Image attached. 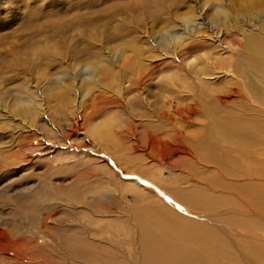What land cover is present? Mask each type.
Returning <instances> with one entry per match:
<instances>
[{
  "label": "bare ground",
  "instance_id": "obj_1",
  "mask_svg": "<svg viewBox=\"0 0 264 264\" xmlns=\"http://www.w3.org/2000/svg\"><path fill=\"white\" fill-rule=\"evenodd\" d=\"M234 2L202 1L175 11L155 31L160 36L149 37L144 47L97 52L94 62L60 73L66 84L44 90L27 86L30 94L7 107L42 145L57 146L52 140L58 136L67 143L72 132L80 133L82 143L73 147L96 157L103 173L114 178L119 198L125 201L130 193L136 204L122 213L131 224L107 221L111 228L101 230L103 239L80 225L83 234L61 240L47 222L62 219L51 211L43 215L40 227L54 244L50 254L63 256L62 264H264V94L250 75L255 62L264 68V41L249 33L264 18V7L257 8L264 0H236L244 10ZM170 3L162 9L169 10ZM233 33L241 39L243 55L206 56L199 65L182 56L191 39L222 43ZM130 93L137 107L125 102ZM49 98L58 102L53 112L61 122L49 116L37 121L38 114L47 116ZM102 106L136 118L125 129L129 146L114 135L116 127L123 128L116 120L119 112L109 121L93 122ZM129 147L140 149L145 160L135 162ZM63 213L69 229L80 223ZM87 217L92 226L99 220ZM4 243L14 245L4 252L13 262L39 256L0 229V251ZM39 257L37 263L48 264Z\"/></svg>",
  "mask_w": 264,
  "mask_h": 264
},
{
  "label": "rangeland",
  "instance_id": "obj_2",
  "mask_svg": "<svg viewBox=\"0 0 264 264\" xmlns=\"http://www.w3.org/2000/svg\"><path fill=\"white\" fill-rule=\"evenodd\" d=\"M176 1L0 0V229L13 241L20 242L22 239L32 248L31 253L41 256L13 262L4 258V252L13 250L14 245L4 243L0 264H39L37 257H43L48 264L65 261L60 254H57L58 259L50 254L54 244L40 227L42 216H48L49 211L55 218L62 219L61 223L59 220L47 222L54 227L50 230L61 240L66 239L68 234H83L80 225L95 229L103 239L106 235L101 230L111 228L109 220L119 226L131 224L126 222V215L122 213L134 210L136 204L130 199L132 195L127 193L125 201H122L112 183L114 178L103 173L96 157L74 148V145L82 143L80 133L72 132L67 143L58 136L52 140L57 146L49 143L42 145L38 143L35 131L21 125L19 116H9L7 107L30 94L27 86L34 84L44 90L50 85V88L56 89L65 83L60 73L70 71L72 65L94 62L97 52H107L117 46H143L142 43L149 37L154 40L160 36L155 31L164 26L165 18L172 20L175 11L186 12L190 6L196 7L202 1L213 0ZM235 2L233 7L242 10L241 5ZM167 3L171 4L169 10L162 9ZM261 7L264 6L257 8ZM168 11L172 12L167 14ZM176 28L174 31L179 29ZM249 33L258 35L264 41V18L256 21ZM191 40L192 44L185 45L181 53L195 65H199L206 56L217 60L227 56L234 59L237 53H245L240 37L234 33L227 35L222 43L212 39L202 43ZM257 64L259 62L251 66L250 75L264 94V68H261L262 61L259 66ZM38 78L42 79L41 82ZM97 91L94 89V92ZM127 96L125 102L137 107V102L129 101L132 94ZM57 104L54 98H49L45 104L47 116L38 114L37 121L42 122L49 116L61 122L62 119L53 112L58 110ZM120 111L102 106L94 114L96 120L93 122L109 121L119 112L120 117L117 115L116 120L123 128L116 127L114 135L122 145H128L130 138L125 129L133 125L136 118L131 119L129 114ZM129 151L136 156L135 162L145 160L140 149L130 148ZM71 201L75 203L72 207ZM64 211H69L80 223L69 229ZM87 214L99 218L98 222L92 226ZM95 242L109 248L103 240L96 239ZM25 254L28 256V252ZM121 256L117 253L119 259Z\"/></svg>",
  "mask_w": 264,
  "mask_h": 264
}]
</instances>
